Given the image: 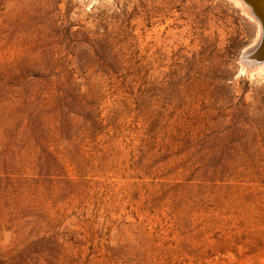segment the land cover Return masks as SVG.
I'll return each instance as SVG.
<instances>
[{
    "label": "rangeland",
    "instance_id": "374dc122",
    "mask_svg": "<svg viewBox=\"0 0 264 264\" xmlns=\"http://www.w3.org/2000/svg\"><path fill=\"white\" fill-rule=\"evenodd\" d=\"M259 39L237 0H0V264H264Z\"/></svg>",
    "mask_w": 264,
    "mask_h": 264
},
{
    "label": "bare ground",
    "instance_id": "6f19581e",
    "mask_svg": "<svg viewBox=\"0 0 264 264\" xmlns=\"http://www.w3.org/2000/svg\"><path fill=\"white\" fill-rule=\"evenodd\" d=\"M247 1H249L252 4L254 12L259 16L261 22H263V25H264V0H247ZM237 3H240V5H242L244 8H246L248 10V12L250 13V10L247 8V6H245V4H243L239 0H237ZM253 19L259 25L260 39H259V43H258L257 47L254 49V53H255L253 55L254 61L252 62V60H251L252 63H250V65L258 66V63H261V60L263 61V59H264V39L262 40L261 26H260L259 21L256 20L255 18H253ZM262 65L260 67H262ZM254 66H253V68H254ZM258 69H260V68H258Z\"/></svg>",
    "mask_w": 264,
    "mask_h": 264
},
{
    "label": "water",
    "instance_id": "95a60500",
    "mask_svg": "<svg viewBox=\"0 0 264 264\" xmlns=\"http://www.w3.org/2000/svg\"><path fill=\"white\" fill-rule=\"evenodd\" d=\"M239 1H241L243 4H245V6H247V8L250 10V15L259 21L260 26H261L262 40H263L264 39V25H263V22H261L259 16L254 12L252 4L247 0H239ZM252 60L254 61V59H252Z\"/></svg>",
    "mask_w": 264,
    "mask_h": 264
}]
</instances>
